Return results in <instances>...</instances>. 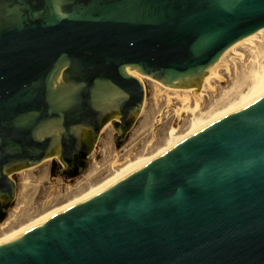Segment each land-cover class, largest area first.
<instances>
[{
	"label": "water",
	"instance_id": "obj_1",
	"mask_svg": "<svg viewBox=\"0 0 264 264\" xmlns=\"http://www.w3.org/2000/svg\"><path fill=\"white\" fill-rule=\"evenodd\" d=\"M261 27L264 0H0V209L12 172L57 156L67 174L113 117L122 141L144 99L127 67L192 86ZM0 264H264V96L0 245Z\"/></svg>",
	"mask_w": 264,
	"mask_h": 264
},
{
	"label": "rangeland",
	"instance_id": "obj_2",
	"mask_svg": "<svg viewBox=\"0 0 264 264\" xmlns=\"http://www.w3.org/2000/svg\"><path fill=\"white\" fill-rule=\"evenodd\" d=\"M239 50L244 52V63H247L249 52L246 49ZM231 56L233 54L225 58L229 71L221 68L223 79L213 83L215 92L204 91V108L215 101L224 87L231 84L235 74L241 72L244 63L237 58L233 61ZM142 85L143 103L130 128L123 134L122 141L116 146L114 138L117 132L113 122L118 118L113 117L96 133L85 162L75 175L61 173V163L57 156L47 157L38 164L12 172L10 177L14 181L13 198L5 204L0 222L16 208V220L13 222V226H16L37 213L66 201L87 188L90 183L102 180L101 178L112 171L111 164L114 160L121 162L116 168H122L148 156L164 142L170 130L181 133L186 128L190 115L178 108L180 100L151 81L144 80ZM166 94L170 97L169 101ZM189 104L192 105V100Z\"/></svg>",
	"mask_w": 264,
	"mask_h": 264
},
{
	"label": "bare ground",
	"instance_id": "obj_3",
	"mask_svg": "<svg viewBox=\"0 0 264 264\" xmlns=\"http://www.w3.org/2000/svg\"><path fill=\"white\" fill-rule=\"evenodd\" d=\"M239 49H246L249 52L250 56L247 63H244V52ZM229 54H233V56H231L233 61H235L236 58L237 60L242 61L244 63L243 64L241 62L243 64V68L241 72L239 71V74H235L231 84L224 87L220 91L219 95L217 94L218 97L215 101L208 107L204 108L202 105L204 91L210 90L212 93L215 92L216 89L213 85L214 81H221L223 79L220 69L223 68L225 71H229V64L225 61V58ZM126 70L129 75L136 77L141 84H143L144 80H148L163 88L168 93H173V97L180 100V107L178 108L181 111L183 110L188 112L190 115L186 128L181 133H176L173 130H170L162 144L158 145L148 156L136 162L128 163L122 168H116L121 164V162L114 160L111 164L112 171L107 176H104V178H101L102 180L94 184L90 183L87 188H83L84 190L81 189L82 191L77 194L73 193L74 195L66 201L45 209L39 214L37 213V215L24 220L16 226H13V222L16 220V208H14L13 212L7 215V217L0 222V245L15 239L46 219L54 216L94 192L146 166L154 159L167 153L186 138L203 130L207 126L227 115L245 109L263 97L264 27L259 28L253 33L229 45L219 55L215 62L211 64L201 81L192 86L172 87L170 85L163 84L159 80L153 79L148 75H144L136 69L127 67ZM169 99L170 97L168 96L167 101H169ZM190 100H192V105L189 104Z\"/></svg>",
	"mask_w": 264,
	"mask_h": 264
},
{
	"label": "flooded vegetation",
	"instance_id": "obj_4",
	"mask_svg": "<svg viewBox=\"0 0 264 264\" xmlns=\"http://www.w3.org/2000/svg\"><path fill=\"white\" fill-rule=\"evenodd\" d=\"M88 154L85 152H81V154L75 158L74 162L72 163V166L66 171L67 173L71 174V175H75L79 168L83 165L84 162V158L87 156ZM61 167H63V165L61 164ZM3 210L0 209V219L2 217L3 214Z\"/></svg>",
	"mask_w": 264,
	"mask_h": 264
}]
</instances>
